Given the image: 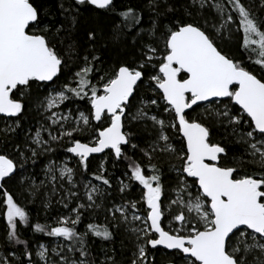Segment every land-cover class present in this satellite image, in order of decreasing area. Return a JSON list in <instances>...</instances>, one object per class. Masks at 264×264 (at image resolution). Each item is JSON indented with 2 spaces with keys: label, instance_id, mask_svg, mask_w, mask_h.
<instances>
[{
  "label": "snow or ice",
  "instance_id": "1",
  "mask_svg": "<svg viewBox=\"0 0 264 264\" xmlns=\"http://www.w3.org/2000/svg\"><path fill=\"white\" fill-rule=\"evenodd\" d=\"M160 3L167 6L163 12H156ZM189 6L197 8L196 16H202L203 9L211 7L218 22L204 20L201 23L188 10ZM189 6L184 8L185 19H176L161 26L159 19L174 9L167 0H149L156 19L147 35L156 43L143 44L139 59L133 58L131 63L122 62L104 71L94 84V74L102 71L97 67L101 56L94 47L98 30H87L89 47L84 49L82 57L80 45L75 40L61 51L64 40L60 34L64 32L71 36L80 22L81 8L97 13L113 12L114 0H59L63 22L55 25L44 22L49 13L35 0H0V114L8 117L21 114L25 108L24 97L33 84L59 79L69 61L75 62L73 58H78L82 61L79 70L73 72L71 79L58 90L50 92L42 106L47 112L59 109L67 100H84L87 97L90 115L79 112L75 126L61 131L59 136L52 135L48 128L41 126L32 137V143L49 151L44 147L49 140L43 138L42 132L47 131L53 141L64 136L71 138L73 133H83L89 128L91 121L104 119L107 126L94 129L89 142L73 139L72 146L67 149L76 154L87 169L90 154L101 153L105 149L113 150L117 158L123 155L130 159L124 147L136 149L138 145L132 143L134 136L126 131V122L150 121L155 138L147 149L141 150L144 156L151 161L158 153L180 162L178 166L170 165L179 177L173 190L176 198L167 197L168 203L162 208L161 198L165 195L162 170L157 164L142 165L130 159L131 174L128 178L143 186L142 199L147 210L143 217L132 211L129 218V212L137 208L136 202H130L114 206L112 215L115 217L118 212L139 242L132 264H145L147 245L180 250L186 264H264V18L255 16L243 0H190ZM117 15L122 19L113 29L114 40L121 38L122 27L133 28L142 18L131 7ZM50 18L55 20L54 16ZM234 26L235 31H242L241 47L248 54V62L254 65L252 69L218 47L223 34L230 35ZM143 32L145 30L141 28L137 36ZM160 40L163 48L159 46ZM132 42L135 45L136 37ZM144 87L159 95L144 99L141 96ZM224 98L238 107L233 110ZM202 102H207L199 114L203 120L215 121L217 126L222 124L225 129H230L229 134L236 138L237 143L244 145V153L250 159L245 161L237 156L230 159L228 147L213 141L210 131L213 125L189 115L194 106L200 108ZM133 106H136V111L130 114L128 110ZM152 108L157 110L154 114L146 110ZM165 113L170 118H162ZM70 119V111L67 115L53 111L48 117L61 129L63 122ZM174 135L182 137L180 148L173 143ZM30 150L33 156L37 154L36 148ZM245 163L259 171L249 173L244 168ZM16 169V162L8 154L0 153V191L5 197L2 203L6 205L7 240L26 245L27 241L19 239L17 228L18 220L24 225L29 223V214L3 188L6 178L11 179ZM149 169L150 174H146ZM54 172L53 162L48 166L52 181L57 179ZM59 174L61 179L66 177L72 182L74 169L65 164L59 168ZM187 177L194 178L192 184ZM95 179L102 181L103 185H110L103 175H96ZM85 187L89 189L86 192L90 202L88 207H92L100 188L92 184ZM173 206L179 212L169 225L179 222L181 226L166 230L162 226L165 210L170 213ZM84 207L80 204L71 210L75 219L61 217L59 226L50 227L47 231L49 236L63 237L71 242L67 245L68 252L78 250L81 259L70 260L61 254L63 248L60 252L53 248L51 251L59 256V260L49 261V249L41 244L36 255L45 264H92L85 246L87 231L106 240L112 238L107 226L89 224L86 232H77L75 226L80 222V210ZM46 228L47 225L40 223L34 225L36 232L43 233ZM257 252L258 256L255 255ZM23 255L28 258V264H32V252L25 250ZM249 256L253 259L249 260ZM107 259L112 260L111 257ZM0 264H12V261L8 256L0 255Z\"/></svg>",
  "mask_w": 264,
  "mask_h": 264
},
{
  "label": "trees",
  "instance_id": "2",
  "mask_svg": "<svg viewBox=\"0 0 264 264\" xmlns=\"http://www.w3.org/2000/svg\"><path fill=\"white\" fill-rule=\"evenodd\" d=\"M36 4L41 5L49 13L48 16L44 17V22L47 24H59L63 22V18L60 15V10L58 8L59 0H35ZM174 11L168 13L166 16L159 19L158 23L163 25H168L176 19H185L184 8L190 5V0H167ZM245 6L257 17L264 18V0H243ZM115 11L113 12H92L85 11L81 8L82 15L80 17V22L77 25L76 29L72 31L71 36L67 33L62 32L61 38L64 40V48H61L63 52L66 46L71 43L73 40L77 41L80 45L79 53L82 57L84 55V49L88 48L89 45L86 43V32L88 29H97L98 35L95 41L94 47L98 49V54L101 56V63L97 64V67H101L102 71L100 73L94 74L92 82L94 79L98 78L99 75L104 74V71H108L112 67L117 66L119 63L128 62L131 63L133 58L139 59V52L142 48V45L145 43H156L152 37L147 35V30L151 28L152 21L156 19L155 13L149 7V0H114ZM67 6V5H66ZM166 4L160 3L159 7L156 8V12H163L166 8ZM128 7H131L137 10L141 14V22L130 29H123L121 31V38L119 40L112 39L113 29L116 24L121 22V17L117 13L121 10H124ZM188 10L193 13V17L203 23L204 20L210 22V15L213 14V9L211 7H206L203 9L202 16H196L197 8L188 7ZM50 16H54L55 20L53 21ZM235 18V16H234ZM144 29L145 32L137 36V33L140 32V29ZM160 33H157L159 36ZM133 37H136V43L133 44ZM232 38L221 39L218 42V47H221L229 56L235 57L242 62H245V66L252 69L254 65L248 62V54L242 49V31H236L231 36ZM160 48H163V41H158ZM73 61H69L68 67L66 70L62 71L59 79H54L51 83H40L33 84L32 88L28 91V94L25 95V108L21 114L16 117L6 118L0 116V120L11 119L19 123L18 128L13 131L8 132L0 126V153H6L12 158L16 164L17 169L15 174L11 179H7V183H4V187L7 188L9 193L13 196L14 194H21V202L18 203L29 214V223L27 225L22 224L18 220V235L21 241H27V244H17L15 242H9L7 240V220H6V206H1V197L2 191H0V243L1 248L7 253L14 251L16 256L19 255L18 261H12V264H26L27 257L23 255L24 251H30L34 244L38 243H52L56 236H49L47 234L50 227H56L58 225V220L71 211L74 207H77L80 204L85 205L81 211L80 222L75 226L77 232L84 233L87 231V225L95 224L101 227L107 226L108 229L112 232L111 239H104L102 237L95 236L91 231H87L85 237V246L90 253L89 259L92 264H130L133 259H135V253L132 248V243L130 236L123 234L118 228H115L112 224L103 223L102 220L107 216V207L105 204L100 202L94 203L92 207H88V203L85 199H78L74 197V201L69 205L68 209L65 210V207L62 203V200L65 201V196L62 198L53 190V186L49 181H44V175L46 173L45 166L47 162L52 158H58L63 154L71 155L75 161V173L76 179L79 185H82V182L87 178L95 179L96 175H103L98 170L96 161L98 158L103 157V154L100 156H92L87 161V169L80 163L78 156H73L70 152L67 151L71 147V140L80 139L82 142H89L92 138L93 129H98L101 127H106L107 122L103 119L99 122L92 121L91 128L86 134L83 135L80 133H74L71 138L64 137L62 140H54L52 143V151L49 153H43L38 151V153L33 156L31 152L25 151L24 148L28 145L27 140L25 139V131L29 129H35V126L41 120V115L39 114L40 110L37 108L41 98L47 92V88L50 85L67 82L68 77L75 71L79 70V66L82 64V61L78 58H73ZM154 73V72H152ZM148 73H146V76ZM159 93L153 94L151 89L144 87L141 96L144 99H147L149 96L156 98ZM16 98V97H14ZM139 99V97L137 98ZM73 103H77L79 106H84L91 112V106L87 101V97L84 100L79 98H74ZM225 103H229L228 99L224 100ZM134 107V106H133ZM133 107L129 109V113L132 111ZM203 105L200 108H194V111H190L189 115L195 116L198 119H201L202 122L211 123L213 126L210 131L212 134V139L214 142H220L223 145L228 147L229 158L233 156L241 157L245 161L250 159L244 153V145L237 143L236 138L230 135V129H225L221 124L216 125L215 121H204L203 118L199 115L203 110ZM229 107L235 110L238 106L234 103H229ZM149 112L157 111L155 108L148 109ZM150 127L141 122H127L126 131L131 132L134 136L132 143L137 144L138 148L132 149L130 146L124 147V152L128 158L135 160L142 165H148L149 163L157 164L158 167L163 172V183L165 187V192L170 191L171 186H176L177 181L179 180L178 175L170 168V162L167 156L154 154L151 161L144 156L142 149H147L151 141V133L154 129L151 127V130H148ZM175 144L177 148L181 147L182 137L180 135H174ZM31 145V144H30ZM17 146H19L17 148ZM104 156H107V171L103 176L110 179V185L108 188L112 193L110 200H120V199H133V196H136L142 191H136L138 188V182H132V189L128 192L122 194L119 193V190L115 187V182L113 178L117 176H122L124 172L131 174V169L129 168L130 159H126L125 156L117 158L115 154L111 151H107ZM169 162V163H168ZM231 166V165H230ZM244 168L249 172L259 171L255 166L245 163ZM110 171L113 173L110 174ZM146 174H150V169ZM23 179V182L21 181ZM96 180V179H95ZM187 180L193 183L194 179L188 178ZM43 184H40L42 183ZM197 184V183H196ZM65 195V194H63ZM67 199V198H66ZM124 199V200H125ZM80 200V201H79ZM125 202H128L126 201ZM79 203V204H78ZM130 202H128L129 204ZM3 208V210H2ZM73 216V215H72ZM72 219H75V217ZM168 220L166 217L163 219V226L166 230H169L170 225L167 223ZM40 223L41 225H47L46 231L43 233L34 231V225ZM71 226V225H69ZM155 236H153L154 238ZM71 243V242H69ZM77 249L79 245L77 244ZM73 254L80 258L79 251H74ZM258 256V254H255ZM111 257L112 260L107 258ZM145 264H186L184 256L179 251H167L165 249L156 247L152 248L150 245L147 246ZM249 260H252L253 257L249 256ZM33 261V258H32Z\"/></svg>",
  "mask_w": 264,
  "mask_h": 264
},
{
  "label": "rangeland",
  "instance_id": "3",
  "mask_svg": "<svg viewBox=\"0 0 264 264\" xmlns=\"http://www.w3.org/2000/svg\"><path fill=\"white\" fill-rule=\"evenodd\" d=\"M212 22H218V17L216 16V13H215L214 9H213V14L210 15V23H212ZM233 33H236L235 26H234L233 31L231 32V34L229 35V33H224L222 39L225 40V38H227V39L232 38L231 36L233 35ZM152 74H155V73H152ZM69 79H71V75L68 77L67 82H68ZM98 79H99V77L94 79L93 83L94 84L97 83ZM67 82H65V83H67ZM62 85H63L62 83H58V84H53V85L48 86L47 92L41 98V101H40L39 105L37 106V108L40 110L39 114L41 115V120L39 121V123L36 124L35 129H29L28 128L25 131V139L28 142V145H26L25 148H24L25 151L31 152L30 149H32V148H36V152L37 153H38V151H41L43 153H46V152L49 153V152L52 151L53 140L49 139V135H48L47 131L42 132V135H43V138L45 140H49V144L44 146V147L49 148L50 149L49 151H44L43 148L37 147L35 144L32 143V137L34 136L36 130L38 128H40L41 126H44L45 128H48L49 131H51L52 135L59 136L61 131H66V130L70 129L71 127L75 126L74 125V121L79 116V112H84L85 114L90 115V113L88 112V110L86 108H84V106H79L77 103H73V101H72L73 99L65 101L63 104L60 105L59 109H55L54 108V109H52L50 111H47V112L45 111L44 107L42 106V102L44 101V98L46 96H48V94L50 92H52L54 89L58 90L59 87L62 86ZM146 110L149 111L148 109H146ZM53 111H59L60 113H63L65 115H67L69 113V111L71 112V119L68 120V121L63 122V129L60 128V125L52 124L51 121L48 120V117L51 115V112H53ZM135 111H136V106L133 107V109L130 112V114L131 113H135ZM155 112H149V113L150 114H154ZM162 118H170V117H169V114L165 113ZM104 121H106V120H104ZM129 122L131 123V122H135V121H129ZM137 122L144 123L147 126H149L150 128L152 127L150 121H137ZM91 124H92V121L90 122V127L86 128L84 130V132L82 133L83 135L86 134L85 132L90 130ZM0 126H2L3 129H5L8 132H10V131H13L16 128H18L19 123L16 122V121H12L11 119H3V120H0ZM150 128L148 130H151ZM9 129H11V130H9ZM92 135H93V131H92ZM170 135H172V134L170 133ZM64 137L67 138V136H64ZM64 137H62L61 139H58V140H62V139H64ZM154 138H155V131H153L151 133V141ZM174 140L175 139L173 138V143H175ZM31 154H32V152H31ZM104 154H103V157L98 158V160L96 161V164H95L97 166L98 170L103 175L105 174V172L108 169L107 168V159H106L107 156H104ZM168 160L170 162V165L176 164L178 166L179 163H180L179 161L171 159L169 157H168ZM53 162L55 164V172H54V174L57 176V179L55 181H52L51 174L48 173V166L50 165V163H53ZM65 164H67L68 167L74 169V176H73L72 182H69L66 177H64L63 179L60 178L59 168L61 166L65 165ZM170 168H171V166H170ZM45 171H46V173L44 175V181L45 180L49 181L50 184L53 186L52 187L53 190L56 193H58L60 197L63 198L65 196V201L62 200V203H63L64 207H65V204L67 205V207H65V210H69L68 207L72 203V201H74V197H78V199H81V201H82V199H85V201L89 204L90 202L87 200V196H86V192L89 189L86 188L85 186L89 185V184L98 186L100 188V193H98V194H96L94 196V203L100 202V206L103 203L107 207V214H106L107 216H105V218L102 220V222L106 223V225L107 224H112L115 228H118V230L121 231L123 234L129 235L131 243H132L131 244L132 248L135 249L134 253L137 254V245H138L139 242L136 240L135 235L128 230L129 225L125 224L122 221V219L120 217V214L117 212L115 217H114L112 215V212L115 210L114 206L126 205V204H128V202H136L137 208L135 210H131L129 212V218H131V212L132 211H135L137 215H140V216L143 217L145 215V213H146V210H147V204L142 199V193L144 191L142 185H138V188L136 189L137 192L139 190L142 191V192L139 191L140 192L139 196L137 194L136 196H133V199H127V200L124 198L128 202H125L124 199L123 200L120 199V200H117V201L116 200H110V197H111L112 193L110 192L108 186L103 185L102 181H98V180H95V179H92V178H89V179L87 178L86 180H84L82 182V185H79V183H78V181L76 179L75 161L73 160L71 155H67V154H63V155H61L58 158H52L50 161H48L47 165L45 166ZM174 172L176 173V171H174ZM112 173L113 172L110 171V174H112ZM126 173H127V175H126ZM129 176H130V174H128V172H124L122 176H117V177L113 178V180L115 182V185H116L115 187L119 190L120 194L124 193L125 191L128 192L130 190H133L132 189V183H131V181L128 178ZM107 179L110 181V179L108 177H107ZM21 181L23 182V179ZM188 182H189V184H192L190 181H188ZM40 184H43V182L40 183ZM122 187L124 188L123 191H121ZM176 187H177V184H176V186L172 185L170 191L165 192V195L162 196V198H161L162 199V208H164V206L167 205V203H168L167 197H170L171 199H175L176 198L175 197V193L173 191ZM70 193L74 194V195H70ZM63 194H65V195H63ZM13 197H14V199L16 201H18V203H22L21 202V194H16V195L14 194ZM74 208H76V207H74ZM178 212H179V209L177 207H175V206L172 207L170 213L167 210H165V217L168 220V222H167L168 224H169V221L172 220V217L174 215L178 214ZM65 216H71V218L75 217V215L72 214L71 211H69L67 214H64L63 217H65ZM136 224L139 225V222L137 221ZM57 226H59V225H57ZM180 226L181 225H180L179 222H172L171 225H170V228L174 230V229L180 228ZM41 244L45 245L49 249V257H48L49 261H57V260H59V256L56 253H53L51 251V249H53V248H55L57 250V252H60L61 248H63V252L61 254L67 255L70 260H72V259L79 260L80 259V258H77L73 254V252L72 253L68 252L67 245L69 244V241H67L63 237H55V239L50 244L41 242V243H38V244H34L32 246V248H31V252L33 254L32 255V258H33L32 264H45V261L41 260L36 255V253L39 251V245H41ZM147 246H146V253H147ZM13 252L14 251H12V252L10 251L9 253L5 252L3 250V248H1V243H0V255L8 256L11 261H15V260L18 261V259L20 258L19 255L16 256V253H15V256H12ZM255 254L259 255L258 252L255 253ZM27 260H28V258H27ZM183 260L185 261V258ZM185 263H186V261H185ZM26 264H28V261L26 262ZM130 264H132V263H130Z\"/></svg>",
  "mask_w": 264,
  "mask_h": 264
},
{
  "label": "water",
  "instance_id": "4",
  "mask_svg": "<svg viewBox=\"0 0 264 264\" xmlns=\"http://www.w3.org/2000/svg\"><path fill=\"white\" fill-rule=\"evenodd\" d=\"M55 79V78H54ZM44 83H51V82H44ZM225 99V98H224ZM202 103H207V102H202ZM0 116H3V117H7V118H11V117H8V116H6V115H4V114H0ZM82 142V141H81ZM108 150H110V149H105L104 150V152H101V153H93V154H90V156L88 157V159L89 158H91L92 156H100V155H102V154H104L105 152H107ZM73 154V153H72ZM115 154V153H114ZM73 155H75V156H77L76 154H73ZM16 172V171H15ZM15 174V173H14ZM13 174V175H14ZM12 175V176H13ZM189 178H191V177H189ZM192 179H194V178H192ZM197 186H198V182H197ZM162 226H163V224H162ZM155 238H157L156 236H155ZM150 247H152L151 245H150ZM156 247H159V248H162V249H165V250H167V251H180V250H177V249H166L164 246H156ZM155 247V248H156ZM153 248V247H152ZM181 252V251H180ZM182 253V252H181ZM183 254V253H182ZM184 255V254H183Z\"/></svg>",
  "mask_w": 264,
  "mask_h": 264
},
{
  "label": "flooded vegetation",
  "instance_id": "5",
  "mask_svg": "<svg viewBox=\"0 0 264 264\" xmlns=\"http://www.w3.org/2000/svg\"><path fill=\"white\" fill-rule=\"evenodd\" d=\"M183 75V74H182ZM40 83H44V82H40ZM225 99H227V98H225ZM224 99V100H225ZM234 103V102H233ZM206 103H201V105H205ZM194 108H195V106H194ZM7 118V117H6ZM108 151H111V152H113V154H114V151L113 150H108ZM106 153V152H105ZM72 154V153H71ZM73 155V154H72ZM73 156H75V155H73ZM90 159V158H89ZM88 159V160H89ZM87 160V161H88ZM186 175V174H185ZM189 178V177H188ZM6 179H8V178H6ZM192 179V178H191ZM197 183V182H196ZM3 187H4V185H3ZM198 187V186H197ZM4 189L5 190H7V188L6 187H4ZM7 192H9L8 190H7ZM5 199V197H4V195H3V192H2V197H1V206H6V205H4L3 203H2V201ZM2 210H3V208H2ZM155 238V237H154ZM176 251V250H175ZM180 252V251H179ZM184 256V255H183Z\"/></svg>",
  "mask_w": 264,
  "mask_h": 264
}]
</instances>
